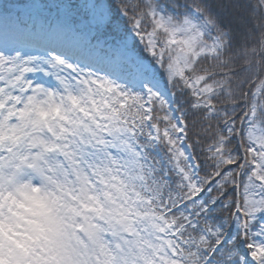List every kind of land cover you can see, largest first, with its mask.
Returning a JSON list of instances; mask_svg holds the SVG:
<instances>
[{
	"label": "snow or ice",
	"instance_id": "snow-or-ice-1",
	"mask_svg": "<svg viewBox=\"0 0 264 264\" xmlns=\"http://www.w3.org/2000/svg\"><path fill=\"white\" fill-rule=\"evenodd\" d=\"M14 9L0 264H264V0L93 5L86 45Z\"/></svg>",
	"mask_w": 264,
	"mask_h": 264
},
{
	"label": "rangeland",
	"instance_id": "rangeland-1",
	"mask_svg": "<svg viewBox=\"0 0 264 264\" xmlns=\"http://www.w3.org/2000/svg\"><path fill=\"white\" fill-rule=\"evenodd\" d=\"M9 4L15 6V13L18 14L29 29L38 34L40 41L44 38L41 36L56 28L63 29L69 39L76 38L82 44H96L94 37H99L101 42L107 40L112 42V34L102 25L98 26L93 18L92 6L93 2L89 3L87 9L88 15L84 17L82 10H74L61 0H0V8L3 5ZM103 5L104 4H98ZM82 12V13H81ZM36 26V27H35Z\"/></svg>",
	"mask_w": 264,
	"mask_h": 264
},
{
	"label": "trees",
	"instance_id": "trees-1",
	"mask_svg": "<svg viewBox=\"0 0 264 264\" xmlns=\"http://www.w3.org/2000/svg\"><path fill=\"white\" fill-rule=\"evenodd\" d=\"M82 3H88L90 1H93V3L95 4H101V3H104L106 5V7L109 5V4H113V6L115 5V0H78ZM47 35V31L46 33H44L42 35V37H45ZM198 151V150H197Z\"/></svg>",
	"mask_w": 264,
	"mask_h": 264
},
{
	"label": "water",
	"instance_id": "water-1",
	"mask_svg": "<svg viewBox=\"0 0 264 264\" xmlns=\"http://www.w3.org/2000/svg\"><path fill=\"white\" fill-rule=\"evenodd\" d=\"M72 5H76V6H78V3L76 2V3H71Z\"/></svg>",
	"mask_w": 264,
	"mask_h": 264
}]
</instances>
